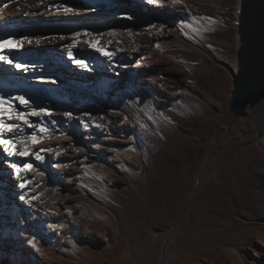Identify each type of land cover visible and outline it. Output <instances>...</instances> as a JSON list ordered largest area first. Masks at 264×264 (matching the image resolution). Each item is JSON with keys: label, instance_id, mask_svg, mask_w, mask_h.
<instances>
[{"label": "rangeland", "instance_id": "1", "mask_svg": "<svg viewBox=\"0 0 264 264\" xmlns=\"http://www.w3.org/2000/svg\"><path fill=\"white\" fill-rule=\"evenodd\" d=\"M179 24L205 52L180 44L202 61L167 82L176 95L162 100L173 113L147 118L155 139L171 134L183 142L173 156L137 147L129 135L66 132L78 119L68 108L52 109L43 123L0 115L1 129L12 127L0 139L28 136L37 155L65 154L68 169L63 176L37 172L15 199L9 183L0 187V264H158L165 245L163 264H264V18L252 70L255 53L242 27ZM235 95L239 111L232 114ZM90 113V127L109 126ZM89 142L98 144L92 152Z\"/></svg>", "mask_w": 264, "mask_h": 264}, {"label": "bare ground", "instance_id": "2", "mask_svg": "<svg viewBox=\"0 0 264 264\" xmlns=\"http://www.w3.org/2000/svg\"><path fill=\"white\" fill-rule=\"evenodd\" d=\"M218 15L227 20L221 23ZM263 18L264 0H0V42H4L0 56L5 57L0 60V97L4 98L0 115L43 123L51 120L52 109L68 108L78 119L72 128H64L66 132L129 135L137 147L146 144L171 157L183 142L171 134L162 141L155 139L147 118L155 112L173 113L162 100L176 95L165 89L167 82L183 78L189 65L202 61L197 51L180 42L205 52L179 21L200 20L215 32L242 27L243 41L255 53L252 70ZM16 64L27 69H17ZM242 85L237 84V91ZM20 96L27 105L15 99ZM85 107H92L90 115L109 126L90 127ZM238 111L235 95L232 114ZM5 134L8 131L1 129L0 137ZM30 142L22 136L11 144H0V187L9 183L10 199L19 195L22 181L43 169L57 176L68 171L65 154L37 155ZM214 144L213 139L210 149ZM97 145L89 142L86 148L92 152ZM209 153L202 163V179L208 176ZM26 164L31 168L26 169ZM163 251L158 264L164 263L166 245Z\"/></svg>", "mask_w": 264, "mask_h": 264}, {"label": "snow or ice", "instance_id": "3", "mask_svg": "<svg viewBox=\"0 0 264 264\" xmlns=\"http://www.w3.org/2000/svg\"><path fill=\"white\" fill-rule=\"evenodd\" d=\"M149 2H151V0H149ZM65 11H72V9L70 8H65L64 9ZM29 43H31V41H28ZM4 42H0V46L3 45ZM22 43V42H20ZM37 43H39V41H37ZM98 51H101V49H97ZM72 53L69 52V56H71ZM110 55V54H109ZM5 59V57L3 56H0V60H3ZM77 64H81L83 65V61H80V60H76L75 61ZM8 63H12L11 60H8ZM15 67L17 69H23V70H26L27 69V65H23V64H16ZM15 99L19 100V102L21 104H24V105H27L28 104V101L23 97V96H20V97H16ZM4 103V98L3 97H0V105H2ZM41 111H44L43 109ZM33 114H37L35 113V110L33 111ZM66 115H71L70 113H66ZM0 127H4L3 125H0ZM12 130V127L11 126H8V131H11ZM5 143H11L10 141H4L3 139H0V144H5ZM24 167L26 169H30L31 168V165H24ZM24 185L22 184L21 187H23ZM21 199H23V197H21Z\"/></svg>", "mask_w": 264, "mask_h": 264}]
</instances>
